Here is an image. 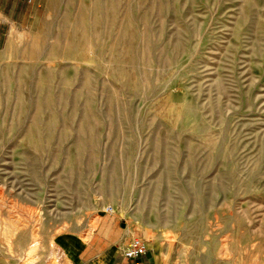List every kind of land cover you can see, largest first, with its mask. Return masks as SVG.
Listing matches in <instances>:
<instances>
[{
  "label": "rangeland",
  "instance_id": "374dc122",
  "mask_svg": "<svg viewBox=\"0 0 264 264\" xmlns=\"http://www.w3.org/2000/svg\"><path fill=\"white\" fill-rule=\"evenodd\" d=\"M29 1L0 0V264H74L105 220L264 264V0Z\"/></svg>",
  "mask_w": 264,
  "mask_h": 264
},
{
  "label": "crops",
  "instance_id": "0c3cea01",
  "mask_svg": "<svg viewBox=\"0 0 264 264\" xmlns=\"http://www.w3.org/2000/svg\"><path fill=\"white\" fill-rule=\"evenodd\" d=\"M28 2H30L28 0ZM11 9L10 18L12 19ZM0 14L8 19V10L0 9ZM7 25V21L0 22ZM134 238V232L127 226L112 223V220H105L99 228L91 235L89 240L72 252L74 264H158V252L160 244L156 241H148L146 253L140 258L132 261L122 256L123 248Z\"/></svg>",
  "mask_w": 264,
  "mask_h": 264
},
{
  "label": "built area",
  "instance_id": "2783aa9c",
  "mask_svg": "<svg viewBox=\"0 0 264 264\" xmlns=\"http://www.w3.org/2000/svg\"><path fill=\"white\" fill-rule=\"evenodd\" d=\"M107 214H113L114 209L110 206L106 207L104 210ZM147 251L146 242L141 238L134 237L129 243L123 248L122 256L127 260H136L143 256Z\"/></svg>",
  "mask_w": 264,
  "mask_h": 264
},
{
  "label": "bare ground",
  "instance_id": "6f19581e",
  "mask_svg": "<svg viewBox=\"0 0 264 264\" xmlns=\"http://www.w3.org/2000/svg\"><path fill=\"white\" fill-rule=\"evenodd\" d=\"M103 1V0H102ZM244 5L247 7V8H253L255 6V3L253 1H245L244 2ZM72 19V17H71ZM51 30V29H50ZM50 35V34H49ZM196 193V192H195Z\"/></svg>",
  "mask_w": 264,
  "mask_h": 264
}]
</instances>
